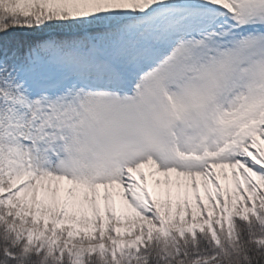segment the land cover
I'll list each match as a JSON object with an SVG mask.
<instances>
[{"label": "snow or ice", "instance_id": "snow-or-ice-1", "mask_svg": "<svg viewBox=\"0 0 264 264\" xmlns=\"http://www.w3.org/2000/svg\"><path fill=\"white\" fill-rule=\"evenodd\" d=\"M0 264H264V0H0Z\"/></svg>", "mask_w": 264, "mask_h": 264}]
</instances>
